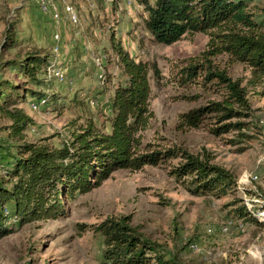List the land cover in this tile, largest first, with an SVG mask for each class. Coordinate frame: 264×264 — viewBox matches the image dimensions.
<instances>
[{
  "label": "rangeland",
  "instance_id": "374dc122",
  "mask_svg": "<svg viewBox=\"0 0 264 264\" xmlns=\"http://www.w3.org/2000/svg\"><path fill=\"white\" fill-rule=\"evenodd\" d=\"M153 1L51 0L60 13L55 22L49 12L39 9L36 0H0V82L23 85L7 64L34 52L51 58L54 35L58 36L57 60L64 70L63 83L43 88V93L54 95L55 101L64 105L59 111H53L46 102L34 111L29 104L35 100L16 102L34 123L24 132L23 140L59 148L71 140L70 133L78 126L86 127L88 120L96 130L108 132L107 98L125 81L110 48L112 38L134 62L157 69V79L148 72L150 118L138 133L142 148H177L209 156L212 164L234 176L235 191L221 199L190 195L169 174L178 159L138 171H115L97 188L65 202L62 217L14 226L11 234L0 239V264H103L102 238L89 226L125 216L146 238L164 245L177 264H264V211L254 216L260 227L232 219L228 213L231 208L225 207L234 197L254 211L264 202V83L250 86L249 69L231 62L225 54L206 56L213 68L225 71L245 87L253 138L243 152L237 153L243 144H232V133L218 137L209 134V120L195 130H178V115L218 101L221 88L202 79L205 70H199L193 81L183 82L188 65L206 66L200 54L209 49V34H184L173 44H155L143 27L144 6ZM245 1L248 13L259 22L264 0ZM64 4L73 8L76 24L64 18ZM74 98L78 102H73ZM8 125L0 116V177L7 166L4 160L15 152L16 142L7 135ZM82 225L84 231L79 230Z\"/></svg>",
  "mask_w": 264,
  "mask_h": 264
},
{
  "label": "trees",
  "instance_id": "16d2710c",
  "mask_svg": "<svg viewBox=\"0 0 264 264\" xmlns=\"http://www.w3.org/2000/svg\"><path fill=\"white\" fill-rule=\"evenodd\" d=\"M144 10L143 27L155 44H173L184 34L208 33L210 37L209 49L200 54L206 66L188 65L182 78L183 82L193 81L199 70H205L202 79L221 88L219 100L178 115L177 129L195 130L209 120L212 124L207 129L209 134L218 137L232 133L234 140L230 142L243 144L236 149L237 153L243 152L253 138L249 134L251 122L247 121L252 112L246 89L225 71L213 68L206 56L225 54L231 62L249 69L250 86L264 83V11L256 22L255 16L248 13L245 0H154L152 5L145 4ZM110 41L125 81L115 86L107 98L108 132L96 130L88 120L86 127L78 126L70 133L71 140L59 148L26 143L24 132L34 123L16 107V102L41 98H46V105H51L53 111L64 106L55 101L54 95L43 93L47 85L40 77L50 57L34 52L7 64L23 85L0 82V116L9 122L7 135L16 142L15 152L4 160L7 166L0 177V239L11 234L14 226L62 217L65 202L97 188L119 170L138 171L144 166L178 159L169 174L190 195L221 199L235 191L234 176L212 164L209 156L192 155L177 148L163 151L142 148L138 133L146 128L150 118L148 72L157 79V69L145 62H134L118 43L112 38ZM8 43L12 46V41ZM76 100L79 99H72ZM225 207L231 208L228 213L232 219L262 226L254 216L264 211V202L254 211L234 197ZM78 227L84 231L83 225ZM89 230L102 238L103 264H177L164 245L146 238L130 225L127 216L106 218L96 226H89Z\"/></svg>",
  "mask_w": 264,
  "mask_h": 264
},
{
  "label": "built area",
  "instance_id": "2783aa9c",
  "mask_svg": "<svg viewBox=\"0 0 264 264\" xmlns=\"http://www.w3.org/2000/svg\"><path fill=\"white\" fill-rule=\"evenodd\" d=\"M39 9L43 12V13H50L51 19L53 21H58L60 19V13L58 12L57 8L55 7L54 3L51 2V0H36ZM62 13L64 15V18L71 24H76L77 23V17L76 14L73 10V8L68 5V4H64L62 6ZM58 36L54 35L53 36V45L51 48V60L48 63V66L45 70V72L41 75L40 79H42L44 81V83L46 85L50 84V83H56V84H61L64 82V70L62 71V69L59 67L60 60H57V55L59 53V48H58ZM100 77V76H99ZM47 91V90H46ZM45 94H48L47 92ZM36 103H30L29 104V108L34 111V110H38V105H44V103L46 102V98H41L38 100H35ZM251 179H254L251 178ZM256 217H258V215H262V213L258 212L256 213Z\"/></svg>",
  "mask_w": 264,
  "mask_h": 264
}]
</instances>
